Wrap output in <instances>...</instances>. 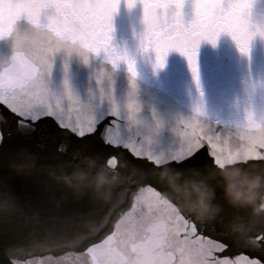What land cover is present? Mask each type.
Here are the masks:
<instances>
[{
    "label": "snow or ice",
    "instance_id": "1",
    "mask_svg": "<svg viewBox=\"0 0 264 264\" xmlns=\"http://www.w3.org/2000/svg\"><path fill=\"white\" fill-rule=\"evenodd\" d=\"M122 2L128 9L137 5L142 8L143 31L137 37L135 52L113 45V17ZM258 4L259 0H0V40L11 38L13 48L10 59L0 60V104L19 117L17 131L25 136L35 131V123L46 116L63 119L65 113L69 117L75 113L81 137L86 134L85 129L87 133L95 132L97 124L108 116L114 117L112 126L105 129V143L130 149L151 162L155 171L164 166L181 172L200 170L197 166L181 165L205 144L218 167L264 162L261 81L245 83L244 96L236 101L227 118L209 114L201 93L193 103V114L180 118L172 127V131L181 126L185 129L178 148L157 151L153 148L156 139L145 142L126 136L134 128L132 120L140 117L135 88L137 57L154 58V68H162L170 51L179 52L186 57L199 92L197 49L201 41L215 45L221 34H227L238 50L248 55L255 37L264 40V9H259ZM74 54L91 66L94 88H89L86 101L69 80V61ZM121 65L126 66L131 81L123 101L114 91V74ZM57 68L62 74L58 86L53 81ZM154 120L162 129V122ZM213 121L225 128L234 126L239 144L230 147L226 139L222 141L211 126ZM135 135L138 136L136 131ZM88 159L73 156L77 167ZM118 161L116 156L107 157L102 163L97 160L98 166L112 169L118 167ZM13 163L23 170L34 166L35 161L28 149H21ZM173 164L177 167L173 168ZM160 187L166 190L165 185ZM147 191L152 202L147 205L146 214L127 220L128 234L117 225L115 233L79 251L84 238H68L62 245L69 249L65 255L74 254L79 264H145V257L147 264H176L177 256L181 264L186 254H194L199 264H264V259L247 254L227 255L233 245L228 243L224 217L218 216L215 223L220 227L217 234H223L225 239H212L204 234L212 230L211 225L198 224L183 214L155 187ZM218 204L223 210V205ZM162 220L169 222L167 226H161ZM234 246L259 251L264 256V230ZM21 252L25 254L20 255ZM6 255L8 264H32L34 259L30 249L15 245L7 249Z\"/></svg>",
    "mask_w": 264,
    "mask_h": 264
},
{
    "label": "water",
    "instance_id": "2",
    "mask_svg": "<svg viewBox=\"0 0 264 264\" xmlns=\"http://www.w3.org/2000/svg\"><path fill=\"white\" fill-rule=\"evenodd\" d=\"M259 9H264V0H259ZM143 31L142 8L137 5L128 9L122 2L113 17V45L135 52L139 41L137 37ZM13 54L12 40H0V60L10 59ZM100 58H97L99 60ZM154 58L137 57V76L135 77L136 102L140 107V117L148 120L159 119L163 128L153 143L157 151L177 148L184 139L181 126L172 131L180 118L191 116L193 103L203 94V102L209 114L227 118L234 110L236 101L244 96L245 83L249 80L264 82V40L255 37L248 55L242 54L235 42L227 34H221L215 45L201 41L197 49V66L200 90L197 91L191 69L186 57L179 52L170 51L162 68H154ZM91 66L85 65L75 54L69 61V80L81 99H88V90L94 88L90 80ZM62 74L59 68L53 73L55 85H59ZM131 81L126 66L121 65L114 74L115 95L121 101L127 99ZM19 117L6 106L0 104V264H8L6 251L10 246L30 249L34 259L32 264H79L74 254L65 255L69 249L63 247L68 238L83 237L82 248L92 242H101L117 231L128 234L126 222L129 218L138 219L147 213L149 200H138V193H150L147 189L155 187L166 197L168 189H161L156 179L154 166L146 158L138 157L130 149L114 147L105 143V129L111 127L115 119L108 116L96 126V131L81 137L76 128V114L65 113L63 119L46 116L35 123V131L21 135L17 131ZM68 124L69 127H61ZM212 128L227 140L230 147L239 144L234 126L225 128L212 122ZM135 128L127 135L143 141L135 135ZM223 146V144H222ZM147 147V146H146ZM28 149L33 154L34 166L21 169L17 153ZM207 144L194 157L181 167L197 166L200 171L214 169L216 165L208 154ZM79 159L93 158L101 163L105 158H119L116 169L108 168L118 176L107 200L97 199L91 190L83 194L74 193L54 177L67 174L75 168L73 156ZM240 167L264 168V162L249 161ZM173 168L177 167L175 164ZM158 182V183H157ZM151 197V196H150ZM183 214L195 222L212 226L205 235L216 240H224L219 224L215 220L199 221L187 213L176 201L172 200ZM216 203L223 205L221 217L226 225L234 215L244 216L230 207L224 200L223 192L216 189ZM135 205V207H134ZM264 230V225L255 226L248 236L241 239L232 235L228 229V243L233 245L227 255L247 254L250 258L264 259L259 251L235 247V243L248 240L252 234ZM234 238V240L232 239ZM61 246H57V245ZM25 253L21 252L20 255ZM224 255V254H218ZM179 257L176 258V264Z\"/></svg>",
    "mask_w": 264,
    "mask_h": 264
},
{
    "label": "clouds",
    "instance_id": "3",
    "mask_svg": "<svg viewBox=\"0 0 264 264\" xmlns=\"http://www.w3.org/2000/svg\"><path fill=\"white\" fill-rule=\"evenodd\" d=\"M137 135L145 142L158 137L161 128L156 120L138 117L132 120ZM54 179L74 193L83 194L91 190L97 199L107 200L112 186L118 182V176L103 165L98 166L96 159L89 158L83 168L57 175ZM156 179L168 189L166 199L174 200L195 219L205 222L215 220L221 213V206L216 203V189L223 192L225 202L237 213L228 221V231L245 238L258 224L264 225V168L240 167L238 164H225L214 169L177 171L166 166L156 172ZM147 193H138L137 199L149 200ZM161 226H167L162 220ZM145 264L148 258L145 257ZM181 264H199L194 254H186Z\"/></svg>",
    "mask_w": 264,
    "mask_h": 264
}]
</instances>
